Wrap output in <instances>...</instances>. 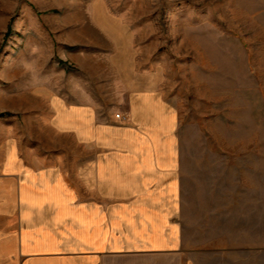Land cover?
I'll return each mask as SVG.
<instances>
[{
	"label": "rangeland",
	"instance_id": "1",
	"mask_svg": "<svg viewBox=\"0 0 264 264\" xmlns=\"http://www.w3.org/2000/svg\"><path fill=\"white\" fill-rule=\"evenodd\" d=\"M102 17L121 44L92 30ZM121 49L178 110L186 248L233 264L222 254L264 242V0H0V211L22 166L73 162L63 112Z\"/></svg>",
	"mask_w": 264,
	"mask_h": 264
},
{
	"label": "crops",
	"instance_id": "2",
	"mask_svg": "<svg viewBox=\"0 0 264 264\" xmlns=\"http://www.w3.org/2000/svg\"><path fill=\"white\" fill-rule=\"evenodd\" d=\"M91 28L122 42L116 19ZM85 49L71 60L82 66ZM122 52L120 62L80 79L82 98L63 112L60 126L77 142L73 162L16 171V211H0V264H199L218 255L185 246L178 110ZM103 103L117 106L102 112ZM222 255L264 264V242Z\"/></svg>",
	"mask_w": 264,
	"mask_h": 264
},
{
	"label": "built area",
	"instance_id": "3",
	"mask_svg": "<svg viewBox=\"0 0 264 264\" xmlns=\"http://www.w3.org/2000/svg\"><path fill=\"white\" fill-rule=\"evenodd\" d=\"M118 118H121L120 116H118Z\"/></svg>",
	"mask_w": 264,
	"mask_h": 264
}]
</instances>
